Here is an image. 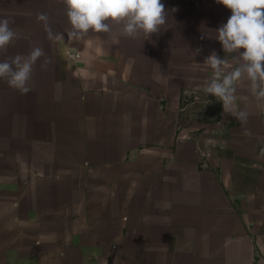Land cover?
Segmentation results:
<instances>
[{"label":"crops","instance_id":"1","mask_svg":"<svg viewBox=\"0 0 264 264\" xmlns=\"http://www.w3.org/2000/svg\"><path fill=\"white\" fill-rule=\"evenodd\" d=\"M48 24L63 39L44 30L10 54L39 47L62 61L42 69V106L45 139L65 160L50 166L74 171L65 181L72 195L57 197L54 179L42 184L49 201L31 206L30 227L13 220L0 231V264H264V99L251 82H235L230 112L208 101L219 114L203 133H178L179 98L163 89L160 56L146 61L116 39L90 31L76 40L71 25ZM218 56L222 76L238 66L237 52ZM46 219L54 227L39 229Z\"/></svg>","mask_w":264,"mask_h":264},{"label":"rangeland","instance_id":"2","mask_svg":"<svg viewBox=\"0 0 264 264\" xmlns=\"http://www.w3.org/2000/svg\"><path fill=\"white\" fill-rule=\"evenodd\" d=\"M161 2L165 5L167 23L149 39L145 40L142 33L128 37L122 33L121 25H113L110 33L100 34L105 39H116L119 42L118 49L126 54L140 51L147 54L146 61L155 54L160 56L157 61L163 68L162 76L159 75L162 77L163 89L168 95L169 90L174 91V101L179 98L178 105L174 104V130L178 133L187 132L186 128L190 127L192 130L189 132L200 134L208 127L206 122L209 115L214 120L219 114L216 105L213 108L208 106V101L215 96L204 91L215 76V71L205 61L213 52L217 56L226 54L216 39V30L219 22L226 19V14L231 13L229 9H221L216 0ZM40 13L47 15L48 21L52 20V23L70 25L63 0H0V19H8L16 33V38L4 49V54H0V61L16 55H28L10 53L13 48L23 52V48L33 45L35 36L43 35L45 25L37 20ZM206 25L211 28L207 29ZM48 27L51 31L55 29L49 24ZM29 36L32 40L29 39L28 43ZM49 55L44 54L33 65L27 85L30 91L27 94L14 88L15 92H11L12 87L6 80L0 79V231L5 234L10 233L12 225L16 227L13 220L23 222L20 231L27 230L29 225L25 219L31 206L36 203L38 208V203L49 201L39 197L43 196L42 184L54 179L57 197L72 195L65 181L69 180L70 175L73 178L74 171L64 170L59 176V164L51 167L49 161L62 159L65 163V160L59 156V150L52 152L53 147L45 139L48 123L45 122L46 107L42 106V89L46 83L42 79V69L61 65L62 62ZM206 72L212 74L207 75ZM56 77L62 78L60 75ZM243 95L248 96L250 93L243 91ZM168 103L169 100L163 102L166 114L170 112ZM25 197H28L27 201ZM38 227L41 230L50 229L54 223L46 219Z\"/></svg>","mask_w":264,"mask_h":264},{"label":"clouds","instance_id":"3","mask_svg":"<svg viewBox=\"0 0 264 264\" xmlns=\"http://www.w3.org/2000/svg\"><path fill=\"white\" fill-rule=\"evenodd\" d=\"M216 3L231 11L227 22L216 30V39L224 52L238 53V66L222 76L226 61L213 52L205 63L215 71V76L204 91L215 96L222 102L224 110L230 112L234 84L242 77L251 82L257 98L264 99V0H216ZM63 4L71 25L68 36L76 40L82 39L90 31L110 33L113 25H121L122 33L128 37L142 33L147 40L159 33L168 19L161 0H63ZM37 20L44 23L49 39H63L62 34H54L48 27L47 15L40 13ZM15 38L10 21L0 19V50ZM43 55V50L37 47L26 57L16 55L0 61V79L6 80L10 87L22 94H27L33 65ZM244 117L245 113L239 114V118Z\"/></svg>","mask_w":264,"mask_h":264}]
</instances>
